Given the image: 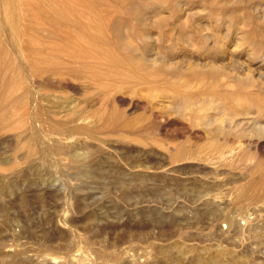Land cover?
Returning <instances> with one entry per match:
<instances>
[{
	"label": "rangeland",
	"instance_id": "obj_1",
	"mask_svg": "<svg viewBox=\"0 0 264 264\" xmlns=\"http://www.w3.org/2000/svg\"><path fill=\"white\" fill-rule=\"evenodd\" d=\"M149 1H128L119 16L114 8L111 15V9L103 7L108 0H85L98 11L96 16L63 7L47 16L42 8L40 28L28 35V40L41 42L39 57L33 47L21 52L0 25L10 60L0 64L1 74H6L1 77L14 86L1 105L8 111L17 108L0 125V264H210L212 259L218 264H264V136L206 134L226 118L241 127L264 124V42L253 40L254 49L238 41L241 31L228 29V17H209L208 0ZM162 1L170 11L161 8ZM0 4L1 13L10 9L8 2ZM36 8L29 13H37ZM103 8H109L108 14ZM159 10L167 12H161L165 21L152 19L149 28L129 14L137 11L149 19ZM236 11L235 20L247 19L246 32L264 31V0ZM119 17L130 28L132 43L148 56L146 66L137 71L149 79L151 73L166 72L161 60L170 56L185 75L195 64L210 63L216 44L206 37L218 36L224 51L215 59L221 89L245 88L231 102L236 114L206 110L208 127L189 113L175 112L150 80L143 87L136 81L129 87L116 82L109 69L117 65L118 56L111 53L102 57H108L110 67L93 78L86 65L98 58L91 54L93 44L85 45L78 38L80 30L72 33L65 26L77 19L80 27L93 21L110 28ZM128 29L121 33L126 35ZM201 45L214 47L209 51ZM166 80L174 83L176 77L169 74ZM204 87L207 94L213 88L209 82ZM216 103L221 101L215 99L212 106ZM241 103L246 110H239ZM109 116L122 119L123 128L106 125ZM179 145L185 152L174 159ZM251 179L257 191L249 189Z\"/></svg>",
	"mask_w": 264,
	"mask_h": 264
},
{
	"label": "bare ground",
	"instance_id": "obj_2",
	"mask_svg": "<svg viewBox=\"0 0 264 264\" xmlns=\"http://www.w3.org/2000/svg\"><path fill=\"white\" fill-rule=\"evenodd\" d=\"M3 1H6L10 4V9L7 10V11H4V13H1L0 12V25H3L6 27V29L8 30V34H10V40L12 41V43L21 51V52H27L26 50H28L30 47L34 48L35 49V52L36 55L38 54H41V51H44V48L41 47V42L39 40H37L35 38V41H29L28 40V35L32 34V32H35L34 30L40 28L41 26V19L43 17H41V9L44 8L45 11H47V16L50 15L48 14V12H54L56 9V7H63V8H67L69 10V12H73L75 9L77 10V13L80 12V15H82L84 12H88L89 14L88 15H98V11L96 13V10H94V7L91 6L93 5L91 2V5H86L87 3L85 2V0H74L72 3L69 2L68 0H30L31 2H27L26 0H0V3H2ZM72 1V0H70ZM131 2L132 0H112V1H109L107 2V4L105 5V3L103 4V7H109L111 9L114 8L116 11L114 12L112 9L111 11H109V13L111 14V12H114L115 13V16H119V12L122 13V5H125V3L127 2ZM144 2L146 3H150L149 0H143ZM160 1V0H159ZM210 1L209 2V8L212 9V11L209 13V17H211V15H224L226 17H228V21H225V23L228 22V26L226 24V26L228 27L229 30H233L234 28L238 31H241V34L240 37H238V41H241L243 43H246L248 44L249 46L253 47L255 46V43L252 42L253 40H256V39H259V43H260V40L262 42H264V31L263 30H257V29H254L250 32H246L244 30V27H247L246 24H247V19L244 18L242 21L238 18H241V17H238L236 20V15L239 14V11H236L237 7L238 6H249L251 5V2L254 1V0H208ZM99 2V1H98ZM221 2H223V8H220L216 5L220 4ZM86 3V4H85ZM89 3V4H90ZM145 4V3H144ZM1 5V4H0ZM105 5V6H104ZM149 5V4H148ZM37 7L36 9L38 10L37 13H29V9L31 10V7ZM42 6V7H41ZM94 6L95 3H94ZM98 6V5H97ZM152 6V5H151ZM227 6V7H226ZM229 6H233L232 8L233 9H229L228 7ZM17 8L18 10L16 11H12L13 9L11 8ZM127 7V6H126ZM137 7V6H136ZM160 7V6H159ZM213 7H215V9H213ZM96 8V7H95ZM109 8H103L104 10L105 9H109ZM133 8V7H132ZM145 8V7H144ZM161 8L163 9H167L168 11H170V8L169 6L166 5L165 1H162L161 2ZM125 9V6L124 8ZM129 9V8H128ZM127 10V9H126ZM125 10V11H126ZM134 10V9H133ZM149 10V9H148ZM163 10V11H165ZM166 10V11H167ZM206 10V9H205ZM260 10V9H259ZM44 11V12H45ZM66 11V10H65ZM101 11V10H100ZM107 10H105V14L107 13L106 12ZM124 11V10H123ZM156 11V10H155ZM160 11V10H159ZM163 11H160L158 14L156 15H152L151 18L147 19L145 18L143 15H140L139 13H137V11H133V12H130V16L131 15H135L136 19L142 24L144 25L145 27L149 28L148 26L150 25V23L152 22H149L153 19V21H155L154 19H158L160 22L161 21H165V19H163L162 16H164L163 14L164 13H161ZM36 12V11H35ZM75 12V11H74ZM128 12V11H127ZM139 12V11H138ZM33 13V14H32ZM44 13V14H46ZM55 13V12H54ZM58 13V12H57ZM91 13V14H90ZM153 14V12H151ZM167 13V12H166ZM207 13V12H206ZM52 14V13H51ZM59 14V13H58ZM70 13H68V16H69ZM86 14V13H85ZM108 14V13H107ZM129 14H126L129 15ZM148 14V12H147ZM263 14V13H261ZM62 15V14H61ZM72 15V14H71ZM87 15V14H86ZM113 15V13L111 14ZM207 15V14H206ZM242 15V14H241ZM43 16V15H42ZM46 16V15H45ZM63 16H67V14L63 15ZM61 16V18H65ZM151 16V14H150ZM257 16V15H256ZM78 17V16H77ZM92 17V16H91ZM201 17V16H200ZM217 16V18H219ZM223 17V16H221ZM225 17V18H226ZM70 18V17H69ZM167 18V17H166ZM182 18V17H181ZM212 18V17H211ZM24 19L28 22V24L30 25V27L28 26H24L21 24V20ZM51 19V18H50ZM75 19V18H74ZM108 19V18H107ZM106 19V20H107ZM111 18H109L110 20ZM215 20V18H213ZM227 19V18H226ZM24 20H22V22H25ZM48 20V19H47ZM96 20V19H95ZM116 20V18H115ZM218 20V19H217ZM157 21V20H156ZM258 21V20H257ZM110 22V21H109ZM149 22V23H148ZM175 22V21H174ZM54 23V22H53ZM112 23V22H110ZM24 24V23H23ZM47 24V23H46ZM91 24V23H90ZM99 24V23H98ZM97 23H93L92 21V24L91 25H87V26H83V27H80L79 26V21L76 19L74 20V22L72 23V25H68V26H65V28L69 29L70 31H72V33H74V31H77V30H80L79 32V35L80 37H78L79 39L81 38L85 43V45L88 46V44L91 46L93 44V50L95 52H90L91 54H94L96 55L98 58L97 60L94 59V61H91L89 64L85 63L84 62V65L86 64L87 66H91L92 68V76L93 78H99L101 76V74H103V71L104 69L107 70V66L110 67V61H108V57L106 58H102L104 56H106L108 53L110 54H114L116 56H118V61L116 62L117 65H114V67H112L113 65H111V68L109 69L110 71V74L111 76L114 77V79H117L116 82H123V84H130V82H134L136 81L137 84L141 85L142 87L143 86H146L145 84L148 83V80L151 81L152 85L154 87L156 86H159L161 89H162V94L165 95L164 97H166L165 99L167 100V102L170 103V105L172 104L173 107H171V109L173 108L176 111H178L180 114H183V113H189L191 116L199 119V121H202L204 124H207V126L209 127L211 124L208 123L209 121V117L207 114H205L204 112L207 111H220V112H223L225 115L224 116H227V117H233L235 114H236V109L232 108L231 107V102L232 101H236L238 99V97L242 96V92L245 90V88H242V89H238L237 91H229V90H223L221 89V84L219 82V78L218 76L220 75V69L219 67L217 66V63L215 62V59H217L218 55L221 54V51H222V47H220L219 43L220 41L217 40L218 36H211L212 33H208L209 35H207L206 38H214V41L216 44L215 47L217 49H214L212 46H203L201 45L202 48H205V49H208L209 51L211 50V48H213V57L211 56L210 59L211 62L210 63H206V64H195V68L192 69V73H190V75H185L182 73V65H180L179 63H177V61H174L172 58V56H170L168 60L166 61H162L161 60V64L163 66L164 69H166V72H161V73H158V74H150V78H148V74H145V72H139L137 71V69L139 67H142L143 66H146L147 62L149 61L148 56H146V52H144L139 46H136L134 43H132V33L131 31L128 29L127 25H125V22H123L122 19H120L119 17V20L117 19V21L115 22V24L109 26L110 28H108V25L107 26H99ZM104 24V23H103ZM156 24V22H155ZM162 23L158 24V25H161ZM220 24V23H219ZM257 24V22H256ZM57 25V24H56ZM67 25V24H66ZM106 25V23H105ZM168 25V24H167ZM254 25V24H253ZM58 26V25H57ZM56 26V27H57ZM154 26V24H153ZM162 26V25H161ZM177 26V25H176ZM216 26L219 27V25H217L216 23ZM252 26V25H251ZM258 26V24H257ZM125 27V29L127 28L128 29V33H126V35H123L121 33V31L123 32V28ZM182 27V26H181ZM180 27V28H181ZM213 27V26H212ZM221 27V25H220ZM64 28V27H63ZM62 30H66L65 28ZM160 26L157 28L159 29ZM184 28V26H183ZM226 28V27H225ZM90 30H93V33H88V31ZM111 29V30H110ZM161 29V28H160ZM189 29V28H188ZM227 29V30H228ZM6 30V31H7ZM52 30V29H51ZM61 30V29H60ZM68 30V31H69ZM226 30V29H225ZM228 30V32H229ZM5 31V30H4ZM5 31V33H7ZM54 31V30H53ZM69 31V32H70ZM182 31V30H181ZM208 31V30H207ZM235 30H233L234 32ZM50 32V31H49ZM48 32V33H49ZM67 32V30H66ZM140 32V30H139ZM146 32V31H145ZM1 33V31H0ZM30 33V34H29ZM51 33V32H50ZM68 33V32H67ZM194 33V32H193ZM190 34L191 36L190 37H194V34ZM231 33V32H230ZM71 35V32L69 33ZM220 34V33H219ZM43 35V34H42ZM76 35V34H75ZM74 35V36H75ZM146 35V34H145ZM149 35V34H148ZM186 35V34H185ZM143 36V35H142ZM235 36H237L235 34ZM38 37V36H37ZM187 37V36H186ZM236 38V37H235ZM56 39V38H55ZM128 39V40H126ZM219 39V38H218ZM130 40V41H129ZM186 40V39H185ZM224 40H227L224 39ZM77 41V40H76ZM61 43V42H60ZM97 43V46H95ZM228 43V42H227ZM9 44V43H8ZM83 44V43H81ZM219 44V45H218ZM225 44V43H224ZM230 44V43H229ZM212 45V44H211ZM218 45V46H217ZM243 45V44H241ZM260 45V44H259ZM55 46V44H54ZM85 46V47H87ZM226 46V45H225ZM3 44L0 40V64H6V62L10 61L9 60V56L6 54V51L5 49H3ZM15 47V48H16ZM84 48V46H82ZM174 47V45H173ZM176 47V46H175ZM174 47V48H175ZM236 47V46H235ZM240 47V45H238V48ZM244 47V46H242ZM258 47V46H257ZM16 48V49H17ZM81 48V47H80ZM182 48V47H181ZM201 48V49H202ZM241 48V47H240ZM254 48V47H253ZM32 49V50H34ZM57 49V48H56ZM89 49V47L87 48ZM167 49V48H166ZM242 49V48H241ZM240 49V50H241ZM255 49V48H254ZM258 49V48H257ZM254 50L255 51H257ZM30 50V49H29ZM28 50V51H29ZM76 50V49H75ZM91 50V49H90ZM170 50V49H169ZM174 50V49H173ZM204 50V49H202ZM238 50V49H237ZM253 49H251L250 51H252ZM31 51V50H30ZM48 51V50H47ZM69 51V50H68ZM80 51V50H79ZM84 51L85 48H84ZM205 51V50H204ZM207 51V50H206ZM209 51H207L209 53ZM249 51V52H250ZM51 52V51H50ZM71 52V51H69ZM89 52V51H87ZM86 52V53H87ZM203 52V51H202ZM224 52V51H222ZM239 51H236V53H238ZM15 53V52H14ZM48 53V52H47ZM77 53V52H76ZM74 53V54H76ZM85 53V54H86ZM229 53V52H228ZM253 53V52H252ZM250 53V54H252ZM256 53V52H255ZM58 54V52H57ZM73 54V55H74ZM88 54V53H87ZM200 54V53H199ZM212 54V53H210ZM223 54V53H222ZM235 54V53H234ZM33 55V53H32ZM44 55V54H43ZM63 55V54H62ZM70 55V54H69ZM168 55V54H167ZM254 54H252L253 56ZM264 55V54H263ZM87 56V55H86ZM108 56V55H107ZM111 56V55H110ZM248 56H250L248 54ZM39 57V55H38ZM49 57V56H48ZM78 57L81 58V56L78 54ZM83 57V56H82ZM167 57V56H166ZM251 57V56H250ZM255 57V56H254ZM14 58V57H13ZM53 58V57H52ZM56 58V57H55ZM76 58V57H75ZM112 58V57H110ZM109 58V60H110ZM248 58V57H247ZM42 59V58H41ZM54 59V58H53ZM113 59V58H112ZM115 61L117 58H114ZM134 59H137V64H133V60ZM249 59H252V58H249ZM34 60V59H33ZM45 60V59H44ZM56 59H54V62H55ZM59 60V58H58ZM61 60V59H60ZM76 60V59H74ZM218 60V59H217ZM81 61V59H80ZM114 61V60H112ZM251 61V60H250ZM40 62V61H39ZM47 62V61H46ZM51 62V61H50ZM44 63V61H43ZM56 63V62H55ZM73 63V62H72ZM187 63V62H186ZM263 63V61H262ZM57 64V63H56ZM66 64V63H65ZM112 64V63H111ZM115 64V63H114ZM180 66H179V65ZM190 64V63H189ZM45 65V64H44ZM73 65V64H72ZM61 66V64H60ZM59 67V66H58ZM57 67V68H58ZM80 67V66H79ZM123 67V68H121ZM182 67V69H181ZM2 68V66H1ZM0 68V70H2ZM61 68V67H60ZM77 68V67H76ZM82 68V67H81ZM85 68V67H84ZM87 68H90V67H87ZM119 68L124 70L119 73ZM187 68V67H186ZM86 70V69H85ZM91 70V69H90ZM140 70V68H139ZM185 69H183L184 71ZM7 71V70H6ZM118 71V72H117ZM144 71V70H143ZM168 71V72H167ZM246 71V70H245ZM90 72V71H89ZM3 73V71H0V125H1V122L3 120H5L6 117L8 116H12V115H9V114H14V110L17 109L15 106V109L12 111H8L7 108L3 107L4 104L1 103L2 99L6 96L7 98V95L10 96V93L13 91V87H11L9 85V82L6 80V79H2V75L5 74H1ZM148 73V72H147ZM106 74V73H105ZM171 74L174 76V78L176 77V81L174 83H172L171 81H168L166 80V78L168 77V75ZM208 74V75H207ZM242 74V73H241ZM6 75V74H5ZM34 75V74H33ZM51 75V74H50ZM104 75V74H103ZM107 75V74H106ZM22 78V76H21ZM17 79V78H16ZM90 79V78H89ZM105 79V78H103ZM119 80V81H118ZM240 78H236V81L237 83L239 82ZM103 82V81H102ZM113 82V81H112ZM111 82V84H112ZM171 82V83H170ZM209 82V85L211 84V86L213 87L212 89H209L211 90V92L209 94H207L205 88V84ZM11 83V82H10ZM21 83V82H20ZM110 83V81H109ZM107 84V83H106ZM105 84V85H106ZM114 84V83H113ZM122 84V83H121ZM150 84V83H149ZM199 85V87H198ZM115 86V85H114ZM122 86V85H121ZM150 86V85H149ZM148 86V87H149ZM230 86V85H229ZM16 87V86H15ZM22 87V86H21ZM117 87V86H116ZM129 87V85H128ZM131 87V86H130ZM208 87V86H207ZM107 87H105L104 89H106ZM138 88V87H137ZM108 90V89H107ZM107 90H104V93H107ZM121 90V88H120ZM119 90V91H120ZM248 90V89H247ZM117 91V90H116ZM16 92V91H14ZM100 92V91H99ZM155 92V91H154ZM159 92V91H158ZM161 92V90H160ZM159 92V93H160ZM109 93V92H108ZM111 93V92H110ZM162 95V96H163ZM258 95V93H257ZM14 96V95H13ZM160 96V95H159ZM174 96V97H172ZM24 97V96H23ZM106 97V96H105ZM151 97V96H150ZM164 97H162L164 99ZM10 99V98H9ZM215 99H219L221 101V104H217L218 106H212L213 102ZM12 100V99H11ZM106 100V98H105ZM161 100V99H160ZM240 100V99H239ZM17 101L16 99H14L12 101V103L15 105L17 104ZM243 101V100H242ZM10 102V101H9ZM160 102V101H159ZM8 103V102H7ZM114 103V102H113ZM240 103V102H238ZM3 106H2V105ZM160 104V103H159ZM165 104V103H164ZM215 104V105H216ZM154 105V104H153ZM162 105V104H161ZM239 110L242 111V110H246L244 109V106L243 104H239ZM167 106V105H166ZM169 106V105H168ZM237 106V105H236ZM158 107V106H157ZM10 108V107H9ZM162 109V108H161ZM261 111V110H260ZM17 112V111H16ZM15 112V113H16ZM19 112V111H18ZM106 112V111H105ZM104 112V114H105ZM219 112V113H220ZM217 113V112H216ZM15 115V114H14ZM102 115V114H101ZM185 115V114H184ZM212 115V114H211ZM262 115V114H261ZM99 116V115H98ZM112 116V115H111ZM102 117V116H101ZM113 117V116H112ZM187 117V116H186ZM108 119H110V121H107L105 122L106 125H108L109 127H111L113 130H120L122 127L120 120H111L110 116L108 117ZM216 119V118H215ZM220 118H218L219 120ZM228 119H231V118H228ZM263 119V118H262ZM260 119V121L262 120ZM213 120V118H212ZM217 120V119H216ZM221 120V119H220ZM232 120V119H231ZM259 120V119H257ZM128 121V120H127ZM212 122V121H210ZM242 122V121H241ZM125 123V121H124ZM264 123V122H263ZM248 127H241L239 124L237 123H234L233 121H227V118H226V121L224 122H220V124H217L215 125V127H211L213 129H209V132L208 131V128H207V133L208 135L210 136H223V138H228L230 136L232 137H243V136H247V135H250L251 133L255 134L256 136H264V124H262L261 122L257 121L254 122L253 125H251L250 123L247 124ZM129 128V126H128ZM126 129H127V126H126ZM125 129V130H126ZM112 130V131H113ZM79 132H86L88 133L87 130H85L84 128H79L78 129ZM90 133V132H89ZM88 133V134H89ZM250 137V136H249ZM227 140V139H226ZM231 141V140H230ZM176 143V142H175ZM238 143V142H237ZM176 145V144H175ZM220 145V144H219ZM235 147H233V150H234ZM232 148H230V152H231ZM174 151V150H173ZM185 152V148L184 146L182 145H179L176 149H175V152L173 153V158L174 159H178L182 156V154ZM79 160V158H78ZM83 163V161H82ZM91 167V166H90ZM88 169V168H87ZM94 169V168H93ZM98 172V171H97ZM252 183L253 182V179H251V185H250V190H256V186L253 185ZM14 187V186H13ZM259 187H257L258 189ZM17 191V190H16ZM257 191V190H256ZM217 260V259H216ZM210 260V264H218L219 261L217 260ZM221 264V263H220Z\"/></svg>",
	"mask_w": 264,
	"mask_h": 264
}]
</instances>
